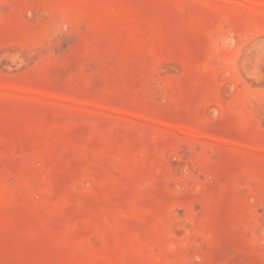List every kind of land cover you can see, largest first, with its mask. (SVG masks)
I'll use <instances>...</instances> for the list:
<instances>
[{"label":"rangeland","instance_id":"obj_1","mask_svg":"<svg viewBox=\"0 0 264 264\" xmlns=\"http://www.w3.org/2000/svg\"><path fill=\"white\" fill-rule=\"evenodd\" d=\"M0 264H264V0H0Z\"/></svg>","mask_w":264,"mask_h":264},{"label":"bare ground","instance_id":"obj_2","mask_svg":"<svg viewBox=\"0 0 264 264\" xmlns=\"http://www.w3.org/2000/svg\"><path fill=\"white\" fill-rule=\"evenodd\" d=\"M31 64V63H30ZM245 64V63H244ZM27 68V67H26ZM7 73V72H6ZM216 110V109H215Z\"/></svg>","mask_w":264,"mask_h":264}]
</instances>
